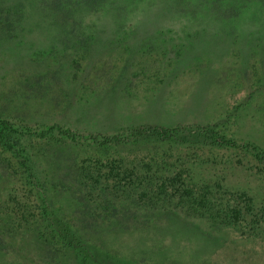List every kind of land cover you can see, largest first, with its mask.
<instances>
[{"label": "rangeland", "instance_id": "obj_1", "mask_svg": "<svg viewBox=\"0 0 264 264\" xmlns=\"http://www.w3.org/2000/svg\"><path fill=\"white\" fill-rule=\"evenodd\" d=\"M25 12L17 25L27 33L12 27L10 39L0 38L1 115L28 118L68 104L72 111L61 123L80 131L108 130L113 121L167 127L219 119L232 137L264 150V57L254 50L243 52L245 44H228L215 36L219 28H208L196 37L193 33L199 27L192 23L122 24L117 30L116 25H79L71 29L73 36L80 32L81 37L90 33L100 37L104 32L101 38L106 45L99 41L94 45L93 52L101 53L96 59L82 57L79 47L72 49L73 54L62 60L67 63L66 70L61 67L62 77L54 79L43 71L45 62L34 51L37 47L32 57V48L27 49L29 40H39L34 35H45L43 29L28 30L50 21L51 14L39 9ZM6 31L0 26V36ZM55 39L51 36L48 45L39 48L56 46ZM246 41L254 43L249 37ZM97 113L105 126H100L101 121L91 123L92 114L99 119ZM37 145L40 159L52 173L54 205L87 243L119 263L264 264V170L254 171L257 164L204 162L220 151L210 152L207 146L189 141L139 142L110 149L69 143ZM7 155L0 151V264H80L72 251L36 235L15 211L16 175ZM117 156L139 161L136 173L139 178L149 175L152 185L159 177L168 180L179 174L182 181L204 190L181 201L171 199L170 209L137 201L119 212L97 214L85 196V189L96 185H82V173L74 172H80L79 165L92 167L95 159L98 163ZM202 192L234 200L221 201L222 208L228 206L223 211L203 213L192 201ZM191 206L196 209L189 210ZM230 208L244 213L250 208L256 216L231 219L226 217Z\"/></svg>", "mask_w": 264, "mask_h": 264}, {"label": "trees", "instance_id": "obj_2", "mask_svg": "<svg viewBox=\"0 0 264 264\" xmlns=\"http://www.w3.org/2000/svg\"><path fill=\"white\" fill-rule=\"evenodd\" d=\"M26 9H39L44 14H51L50 21L40 22L39 27L28 30L37 33L39 29H43L45 35L39 33L34 35L33 37L39 40H29L27 49L32 48L29 50V56L32 57V52L37 47L34 51L40 55L41 61L45 62L43 71H49L54 79L62 77V71L67 67V63H62V60H66L73 54L72 49L81 48L82 57L96 59L101 55L93 51L98 41L102 47L106 45L101 38L102 34L105 35L104 32L100 33V37L97 33L86 34L84 37H81L84 33L80 32L79 35L71 34V29L85 24L116 25L115 30H117L118 25L122 24L192 23L199 27L193 33L196 37H199L202 32H207L208 28H219L215 31V36L227 40L228 44L242 46L245 44L246 50L242 49L243 52L254 50L264 57V0H0V26L8 29L3 36H0L1 39L4 41L10 39L9 33L12 27L13 29L17 27L15 31L24 30L21 25H17V20L23 17ZM52 32H57L58 35H52ZM24 33L27 32L24 30ZM51 36L57 38L55 40L58 44L55 41L56 46L49 45L50 49H40L48 45L47 42ZM248 37L254 41L253 44L246 41ZM47 60L52 63H48ZM70 111L72 109L66 104L59 111H50L28 118L0 114V151L9 154L5 158L7 161L10 160L8 163H12L10 168L16 175L13 185L17 186V192L12 195L13 197L16 195L15 211L27 221V224L32 225L36 235L48 238L59 247L72 251L80 264H86V262L90 264L135 263H119L115 258L106 256L102 251L95 249L85 241L73 224L61 215L50 194L52 190L50 188L54 185L52 173L45 168L40 159L37 144L69 143L75 146L110 149L139 142L189 141L207 146L210 152L220 151L205 158L204 162L241 164L242 166L254 163L257 164L254 171L264 170V150L254 142L232 137L225 131L224 120L217 119L204 125L167 127L149 123L120 124L113 121L108 124V130L80 131L61 123L62 117L69 115ZM91 117V123L101 121L100 126H105L98 113L96 117L99 119L93 118V114ZM218 154L220 157L217 156ZM96 161L99 160L95 159L92 167L79 165L80 172L75 170L78 173L74 172V174L82 173V185L89 182L96 185L88 186L85 189V196L86 200L94 205L90 206L98 210L97 214L119 212L137 201L146 207L160 206L170 209L171 199L176 198L181 201L186 196L195 195L194 191L204 190L182 181L179 174L168 180L165 178L161 180L159 177L160 179L157 178L156 183L152 185L149 182L152 180L149 175H141L139 178L135 164L141 163L133 157L117 156L111 160L98 163ZM259 165L262 167H258ZM142 166L149 169L147 163H143ZM132 175L135 179L131 178ZM59 181H61L60 178ZM199 197L198 199L193 197L192 201L197 204L195 206L199 207L201 212L208 214H212L213 211H223L228 206L222 208V203L228 199L232 202L234 200L232 198L221 200L216 192H202ZM196 207L191 206L188 209L195 210ZM246 212V210L244 213L242 210L230 208L226 217L244 221L247 216H256V212H252L250 208L251 214Z\"/></svg>", "mask_w": 264, "mask_h": 264}]
</instances>
